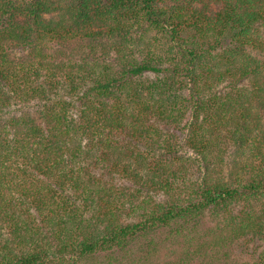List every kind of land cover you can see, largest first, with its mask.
Wrapping results in <instances>:
<instances>
[{"label":"trees","instance_id":"1","mask_svg":"<svg viewBox=\"0 0 264 264\" xmlns=\"http://www.w3.org/2000/svg\"><path fill=\"white\" fill-rule=\"evenodd\" d=\"M208 214L163 264H264V0H0V264H152Z\"/></svg>","mask_w":264,"mask_h":264},{"label":"rangeland","instance_id":"2","mask_svg":"<svg viewBox=\"0 0 264 264\" xmlns=\"http://www.w3.org/2000/svg\"><path fill=\"white\" fill-rule=\"evenodd\" d=\"M188 119L189 116L186 117V120ZM212 220L213 219L209 214L206 215L205 218L200 221L198 226L195 228L196 233L192 234L191 232V234L189 235L190 232L186 231L184 233L185 238H178L176 241L167 238L168 232L172 231L174 226L169 229L162 230L154 238V242L156 241L158 245L157 251H150V255L146 254L149 262L152 264H163L167 261L176 260L179 257V252L185 249L186 246H188V249L190 244H195L200 240L201 236L205 235V231H207L212 226L211 224H213ZM189 236H191L192 240H190ZM248 247L251 248V245H249ZM140 249H142V251L148 250L146 241H144V239H141L138 242L136 241L134 244H132V246H130L129 250L131 251L129 253V258L125 256L123 257V253H116L114 256L115 258H117V262L113 264H141L139 262V255H142ZM261 250L262 248H260V251H258L257 253L259 254ZM216 251L220 262H225L227 264L252 263L257 259L256 254L253 256L250 249H246L244 243L239 239H231L226 241L223 246H217ZM194 259L197 260L196 257ZM102 261L104 260L102 259Z\"/></svg>","mask_w":264,"mask_h":264}]
</instances>
